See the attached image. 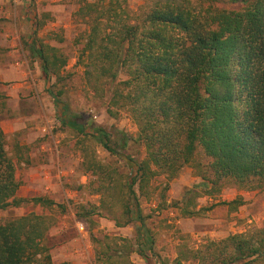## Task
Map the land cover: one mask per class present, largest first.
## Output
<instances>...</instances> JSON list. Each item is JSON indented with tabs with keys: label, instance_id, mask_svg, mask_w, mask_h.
Returning <instances> with one entry per match:
<instances>
[{
	"label": "trees",
	"instance_id": "16d2710c",
	"mask_svg": "<svg viewBox=\"0 0 264 264\" xmlns=\"http://www.w3.org/2000/svg\"><path fill=\"white\" fill-rule=\"evenodd\" d=\"M229 1L243 7L202 9L195 0H149L132 15L126 0H84L79 11L88 29L79 51L85 80L95 93L110 91L113 104L128 107L138 127L134 137L123 132L117 137L120 153L111 145L112 132L71 111L62 92L50 89L63 125L133 165L124 180L119 168L84 148V165L97 178L100 198L98 204H80L77 216L111 215L117 226L136 225L134 239L93 236L100 243L97 264H133L134 252L148 258V250L156 264H264V222L198 247L180 244L174 256L163 257L142 205L152 200L153 181L163 175L166 184L155 208L161 209L170 182L186 165L197 169L206 195H217L225 180L264 189V0ZM30 50L47 78H63L68 60L59 49L33 41ZM5 98L0 92V112ZM131 141L144 148L143 158L129 152ZM16 169L0 125V209L26 201L39 207L0 221V264H55L46 242L53 222L43 209L55 202L18 197ZM192 192L183 199V216L198 212ZM245 203L244 196L218 202L232 211Z\"/></svg>",
	"mask_w": 264,
	"mask_h": 264
},
{
	"label": "rangeland",
	"instance_id": "374dc122",
	"mask_svg": "<svg viewBox=\"0 0 264 264\" xmlns=\"http://www.w3.org/2000/svg\"><path fill=\"white\" fill-rule=\"evenodd\" d=\"M148 1L126 0V4L131 14L136 15ZM195 1L202 9L239 10L243 7L229 0ZM83 4L84 0H0V92L6 96L0 125L5 130L6 149L16 163V176L21 182L17 196H45L55 202L52 207H43L53 222L46 242L51 247L55 264H97L95 249L100 243L93 236L100 239L136 237L135 223L117 226L111 215L95 214L91 220L77 216L80 204H98L100 198L94 188L97 178L84 165V148L94 150L103 163L119 168L124 180L132 176L133 165L120 154L110 153L102 144L83 138L63 125L61 105L56 104L50 89L55 94L62 92L61 99L71 111L87 114L90 122L112 132L111 145L120 153L123 151L117 144V137L121 132L134 137L138 131L128 107L113 104L112 94L107 89L103 94L95 93L85 80V64L80 60L79 51L88 29L79 11ZM36 19L40 24L38 28L34 23ZM33 41L54 46L67 58V65L62 69L63 78L45 76L41 60L31 53ZM126 78L121 71L119 80ZM129 152L137 158L145 156L144 148L133 141ZM38 173H41V186L31 188L29 182ZM201 182L197 169L186 165L170 182L167 201L161 209L155 208L166 184L163 175L153 181L152 200L143 199L144 214L151 216L147 223L156 237V250L161 256H174L180 244L198 247L205 240L244 232L264 222V189L249 190L225 180L216 198L228 201L244 196L246 200L234 210L236 214L230 215L225 205L206 202ZM190 189L193 192L189 195L194 197L198 212L183 216V199ZM216 206L218 212L212 215ZM38 208L31 201L11 205L0 209V221ZM120 213L118 208L117 214ZM216 219L221 220L218 225L212 221ZM147 253L148 258L134 252L131 255L133 264H156L151 252ZM184 264L195 263L186 261Z\"/></svg>",
	"mask_w": 264,
	"mask_h": 264
},
{
	"label": "crops",
	"instance_id": "0c3cea01",
	"mask_svg": "<svg viewBox=\"0 0 264 264\" xmlns=\"http://www.w3.org/2000/svg\"><path fill=\"white\" fill-rule=\"evenodd\" d=\"M16 128L14 127L13 128V130H15ZM12 130V131H13ZM5 131V130H4ZM38 169V168H37ZM36 169V170H37ZM38 176L36 177H34L33 176V178H32V182H29V184L31 185V188H36V187H40L41 186V184H40V181H41V173H38L37 174ZM242 193V192H241ZM217 196H212V195H207L206 197H205V200H206V202L207 203H210V205H218V202H220L221 200L220 199H218V198H216ZM236 198V197H235ZM235 198H232V199H229L228 201H230V200H233V199H235ZM222 201H225V198L222 200ZM219 206V205H218ZM218 206H216L213 210H212V215H215V214H217V212H218V210H217V208H218ZM225 207H226V209H227V211H228V213H230V215H234V214H236V212L235 211H232V210H230V207L228 206V205H225ZM239 208V207H238ZM217 216V215H216ZM212 221H214L217 225L221 222V220H219V219H216V220H212Z\"/></svg>",
	"mask_w": 264,
	"mask_h": 264
}]
</instances>
